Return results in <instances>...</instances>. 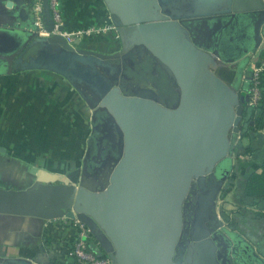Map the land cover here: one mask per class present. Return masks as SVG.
<instances>
[{"label":"water","instance_id":"water-1","mask_svg":"<svg viewBox=\"0 0 264 264\" xmlns=\"http://www.w3.org/2000/svg\"><path fill=\"white\" fill-rule=\"evenodd\" d=\"M103 1L120 52L103 55L77 48L78 41L71 45L59 34L38 36L31 3L18 9L15 19L21 23L12 28L10 45L0 40L5 66L0 72H54L91 109L81 168L57 174L33 167L30 185L0 186V213L77 218L113 264H264V257L238 234L222 231L215 210L241 130L240 102L249 99L216 69L225 51L236 52L232 62L259 48L253 61L258 60L263 0ZM43 15L51 31L48 0H43ZM131 47L139 58L147 53L166 73L174 84L173 104L159 102L149 87L128 84L132 92L120 90L121 58ZM87 94L99 107L90 105ZM98 110L106 115L105 135ZM115 136L118 142L108 146ZM98 166H105L106 175L92 181L88 173ZM0 264L32 262L0 256Z\"/></svg>","mask_w":264,"mask_h":264},{"label":"crops","instance_id":"crops-1","mask_svg":"<svg viewBox=\"0 0 264 264\" xmlns=\"http://www.w3.org/2000/svg\"><path fill=\"white\" fill-rule=\"evenodd\" d=\"M9 1L11 7L7 5ZM31 2L0 0V10L6 13L0 20V33L12 34V28L21 23L15 19L18 9L27 7ZM59 9L62 27L67 33L88 27L103 29L98 33L77 37L73 43L78 41V44L71 45L103 55L121 51V41L103 0H59ZM260 44L261 52L256 62L253 60L259 48L251 56H243L232 62L228 60L234 59L236 52L225 51L224 61L218 62L219 67L234 70L235 76L230 85L238 93H247L249 79L246 76L251 65L256 63L261 65V92L264 96V31L261 32ZM48 76L54 80V84L44 88ZM0 80L9 83L14 80L22 85V89H0V109L3 108L2 111L5 110L7 114L0 128V149H4L0 150V177L8 168L13 169L12 175H8L6 186L23 188L10 181L29 177L28 171L33 167L57 174L65 173V167L69 171L77 168L74 163L82 161L91 131V109L78 91L62 76L48 70H23L9 74L0 72ZM29 83L36 84L40 89L25 88ZM255 115H261L264 121V102L255 110ZM29 118L35 119L30 125ZM229 161L232 168L223 186L227 194L219 199L218 204L229 214L225 218L232 219L233 232L264 257V208L262 203H252L243 196L248 176L262 169L264 127L248 129L244 134L241 130L236 136ZM63 163L65 165H61ZM219 212L216 209V217L221 219ZM16 221L13 226L12 223ZM75 238L73 222L63 217L42 219L17 214L0 217V256L4 258L30 257L32 264H71L68 252ZM97 242H91V248L95 249Z\"/></svg>","mask_w":264,"mask_h":264},{"label":"built area","instance_id":"built-area-1","mask_svg":"<svg viewBox=\"0 0 264 264\" xmlns=\"http://www.w3.org/2000/svg\"><path fill=\"white\" fill-rule=\"evenodd\" d=\"M49 11L53 20V27L51 31L46 29L44 24L43 15V0H32L29 9V15L33 21L35 30L40 37H47L51 34H59L63 36L69 44L73 43V40L82 35H90L103 31L101 28L88 27L78 29L75 32L67 33L59 31V27H62V15L59 9V0H48ZM249 85L247 87L249 104L258 110L261 107V65L252 64L249 70ZM76 229V238L68 252L71 264H113L111 259L101 252L96 243V248H91V242L93 243V234L89 227L77 218L71 220Z\"/></svg>","mask_w":264,"mask_h":264},{"label":"rangeland","instance_id":"rangeland-1","mask_svg":"<svg viewBox=\"0 0 264 264\" xmlns=\"http://www.w3.org/2000/svg\"><path fill=\"white\" fill-rule=\"evenodd\" d=\"M264 2V0H263ZM2 6V4H1ZM6 16V13L2 10H0V20L1 18L5 17ZM3 22V21H2ZM11 36L12 34L11 33H0V40L4 42H6L8 45H10V41L12 40L11 39ZM12 45V44H11ZM15 45V44H14ZM127 50H131V49H127ZM133 59V62H135V58H132ZM154 63V62H153ZM155 65V64H154ZM130 68L127 69V71L129 72V74L131 76H133V78L131 79L132 82H126L123 80V75H121V82H119V88L122 92H127V93H130L132 92L130 88H128L126 85L127 84H130L132 86H136V85H139L141 87L145 86V87H149L155 91H157V94H158V100L159 102H161L162 104H173L175 101H176V94L175 92L173 91L174 89V84L173 85H170L169 84V81L168 79L166 78V73L159 67V66H156L155 65V69L157 70L158 69V72H159V75H160V81H157V82H140V81H136V77L138 74H140V76L142 75V71L141 70H138L136 65L131 67L129 66ZM125 71V69L122 68V73ZM48 79H49V76H48ZM54 84V80H51L49 79L48 81H46V83L44 84V88H47V85H52ZM22 85L18 82V81H11L10 83L9 82H4L3 80H0V89H6V90H10V89H22L21 87ZM68 87V86H67ZM27 89H30V88H33V89H40L39 87L36 86V84H30L29 85L27 84V86L25 87ZM51 88V87H50ZM129 89V90H126ZM82 89V88H81ZM85 93V90L82 89ZM159 90V91H158ZM87 97L89 98V102H90V105H93L94 108L96 107H99L98 106V101H96V99H94L93 97H91L89 94H87ZM2 109H0V128L3 126V123H4V119L3 117H6L7 114L4 113V111H2ZM102 111L101 110H98V115L99 113H101ZM34 118V116H32ZM35 120V119H34ZM34 120L32 118H29L28 120V123L30 125V123H33ZM14 125V124H13ZM32 132H35L34 130ZM104 130L101 129V133L104 134ZM31 134V133H30ZM116 138H114L113 140H115V143L118 142V136H115ZM2 164V163H0ZM74 164H77V168H81L80 165L82 164V162H76ZM61 165H65L64 163L61 164ZM65 169V173L63 174H67L69 173L70 171L68 170L67 167L63 168ZM11 171L13 172V169L12 167L11 168H8L7 171H4L2 173V177H0V183L3 185L2 187H7L6 184L9 182V179L8 177L11 176ZM29 173V177L23 179V180H17V179H12L10 182H12L13 184H16L18 185V187H25V186H28L32 183L33 181V178L35 175H32V171H28ZM9 175V176H8ZM31 175V176H30ZM5 185V186H4ZM11 188H14L12 187V185L10 186ZM190 192H191V189H189V192H188V195H190ZM227 194V191L222 188L221 192L219 193V196L217 197L216 199V202H215V210L217 209L218 211H220V216H221V219L220 218H216L219 223L223 226L222 227V231L223 230H228V231H231L233 232V227H234V224L232 222V219H226L225 217H228L229 214L226 213L225 211V208H223V206H221L220 204H218V201L219 199H222L226 196ZM2 216L0 217H3V213H1ZM17 221L16 222H13L12 225H16ZM234 234H237L235 232H233ZM93 239L95 242H97V240L95 239V237L93 236ZM98 247L100 248L101 252H103L105 254V252L103 251V249L101 248L100 244L98 243Z\"/></svg>","mask_w":264,"mask_h":264},{"label":"trees","instance_id":"trees-1","mask_svg":"<svg viewBox=\"0 0 264 264\" xmlns=\"http://www.w3.org/2000/svg\"><path fill=\"white\" fill-rule=\"evenodd\" d=\"M216 74L228 84L232 83V80L235 76L234 70L226 67L217 68ZM238 94L240 96H244L245 92L243 91ZM260 102H264V96L262 92ZM240 105L243 109V119L240 125L242 134H244V132H246V130L248 129L256 130L264 127V121L262 119V116L255 115V108L249 104L248 100L241 101ZM251 121H253L252 126L249 124ZM243 196L249 198L252 203H262V207L264 208V161L262 163V169L260 172H253L248 176V179L243 189Z\"/></svg>","mask_w":264,"mask_h":264},{"label":"flooded vegetation","instance_id":"flooded-vegetation-1","mask_svg":"<svg viewBox=\"0 0 264 264\" xmlns=\"http://www.w3.org/2000/svg\"><path fill=\"white\" fill-rule=\"evenodd\" d=\"M11 47H13V46H11ZM13 48H12L13 50H17L19 47L15 46ZM129 49H131V50H129V52H126L125 54H123V56L121 58L122 68L125 69V71L122 73V75L124 74L123 80L126 82H132L131 79L133 78V76H131L129 74L127 69L130 68L129 66L133 67L136 65L137 69L142 71V75L140 76V74H138L137 77L135 78L136 81H140V82H142V81L143 82L160 81L161 79H160L158 69L157 70L155 69V65L153 63V60L148 56V54L144 52L143 56L141 58H139L138 53H137V51L134 50V48L131 47ZM132 58H135V62H133ZM4 68H5V66L2 63H0V70H2ZM126 86L128 88L132 89V87L131 86L129 87L128 84ZM126 90H129V89L126 88ZM98 119H99L100 123L101 122L103 123V130L105 131L104 135L107 134L108 130H106V129H108V128L105 126V124H106L105 123L106 122L105 113H103V112L99 113ZM107 125L110 126V124H107ZM101 139H103V138H101ZM107 142H109L108 146H110L111 144L115 143V140H113V141L107 140ZM111 148H113V147L111 146ZM101 149L103 150L104 148H101ZM113 150H114V148H113ZM100 153H101V151H100ZM81 166H82V164L80 165V167ZM88 174L90 175V177H89L90 180L102 181L106 175L105 166H102V167L98 166L95 169H93L92 171H89ZM0 186H3V185L0 183ZM180 242H183V240L181 239Z\"/></svg>","mask_w":264,"mask_h":264}]
</instances>
